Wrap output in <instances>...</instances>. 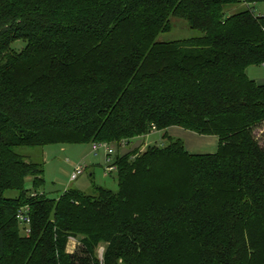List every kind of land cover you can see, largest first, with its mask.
I'll return each instance as SVG.
<instances>
[{
  "label": "trees",
  "instance_id": "1",
  "mask_svg": "<svg viewBox=\"0 0 264 264\" xmlns=\"http://www.w3.org/2000/svg\"><path fill=\"white\" fill-rule=\"evenodd\" d=\"M258 3L0 0V264H264V84L247 73L264 63ZM173 18L196 34L160 40ZM173 127L218 150L191 153ZM155 129L168 144L110 154L115 192L48 198L44 163L17 151Z\"/></svg>",
  "mask_w": 264,
  "mask_h": 264
},
{
  "label": "rangeland",
  "instance_id": "2",
  "mask_svg": "<svg viewBox=\"0 0 264 264\" xmlns=\"http://www.w3.org/2000/svg\"><path fill=\"white\" fill-rule=\"evenodd\" d=\"M237 7L238 10L242 9V6ZM254 9L257 13L264 14V3L256 4ZM235 10H237L236 7L233 8V11ZM172 24L173 30L168 33H162L159 37L160 40L175 41L189 38L196 34L183 19L173 18ZM25 45L26 42L19 41L14 43L13 46L16 50L20 51ZM247 73L252 79H264V66H250L247 69ZM173 132L170 133L174 135ZM163 133V131L155 129L149 135H141L133 138L134 141L132 143H124L129 139H123L120 144L119 142H111L109 144L114 147L115 155H125L133 152L135 149L144 151L147 146L152 144H168L162 138ZM258 135H261V141L264 143V132L262 133L258 130ZM183 139L185 140V138ZM91 145L88 143H54L46 145L45 147H21L17 151L34 162L44 163L46 181L39 189V192H43L48 198H58L68 188L78 189L91 194L93 193V184L95 183L114 192L117 191L119 185L116 170L114 169L112 173H108L105 169L104 152H100L99 155H94ZM110 164L113 166L112 162ZM79 165L85 167V172L76 180L72 181V174ZM91 172L94 173L93 176H91ZM28 186L31 188V183H28ZM81 248L82 245L77 239L71 238L69 240L67 246L68 252L73 253ZM104 250L105 246L100 245L98 255L101 259H103Z\"/></svg>",
  "mask_w": 264,
  "mask_h": 264
},
{
  "label": "crops",
  "instance_id": "3",
  "mask_svg": "<svg viewBox=\"0 0 264 264\" xmlns=\"http://www.w3.org/2000/svg\"><path fill=\"white\" fill-rule=\"evenodd\" d=\"M256 81L264 84L263 78L257 79ZM170 132H173L175 136L185 138V146L191 153L205 154L214 153L218 150L219 139L216 136H203L180 127H173L170 129Z\"/></svg>",
  "mask_w": 264,
  "mask_h": 264
},
{
  "label": "built area",
  "instance_id": "4",
  "mask_svg": "<svg viewBox=\"0 0 264 264\" xmlns=\"http://www.w3.org/2000/svg\"><path fill=\"white\" fill-rule=\"evenodd\" d=\"M263 66H264V63H263ZM91 146H92V153L94 155H99L100 152H104V154H105V157H104L105 169L107 170L108 173L113 172L115 167H113L110 164L111 163V158H110L111 155L110 154L113 153L114 150L109 145V143H107V142H95ZM84 172H85V167L83 165L77 166L74 173L72 174V178H71L72 181L76 180ZM34 194H36V193H34ZM18 218L24 224L26 233H29L30 232V222H31V218L29 215V206H26L19 211Z\"/></svg>",
  "mask_w": 264,
  "mask_h": 264
},
{
  "label": "bare ground",
  "instance_id": "5",
  "mask_svg": "<svg viewBox=\"0 0 264 264\" xmlns=\"http://www.w3.org/2000/svg\"><path fill=\"white\" fill-rule=\"evenodd\" d=\"M110 145V144H109ZM112 148H113V150H114V147L112 146V145H110ZM114 152V151H113ZM112 154V153H111Z\"/></svg>",
  "mask_w": 264,
  "mask_h": 264
}]
</instances>
